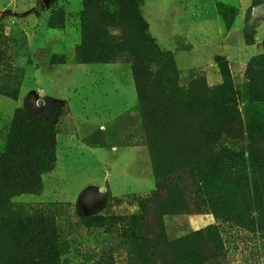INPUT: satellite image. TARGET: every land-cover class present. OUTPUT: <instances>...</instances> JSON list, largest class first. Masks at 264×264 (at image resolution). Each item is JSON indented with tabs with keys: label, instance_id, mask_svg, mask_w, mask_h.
<instances>
[{
	"label": "rangeland",
	"instance_id": "374dc122",
	"mask_svg": "<svg viewBox=\"0 0 264 264\" xmlns=\"http://www.w3.org/2000/svg\"><path fill=\"white\" fill-rule=\"evenodd\" d=\"M155 1L158 33L166 15L178 16L183 33L195 32L196 43L207 46L194 64L179 63L180 69L174 53L169 57L150 38L142 16L143 0H52L49 4L0 0V152L6 151L18 111L50 121L60 134L56 171L42 176L47 197L40 200L25 194L14 198L13 204L73 205L72 210L60 209L67 213L61 227L73 241L61 264H101L105 248L113 250V264H127L120 237L110 239L103 229L88 233L81 222L83 216L101 212L108 195L125 201L120 206L112 202L110 213L135 214L139 208L129 195L146 196L157 188L158 180L168 181L167 173L183 169L188 177L182 176L175 185L180 187L178 194H192L193 207L215 197L228 200L229 178L235 169L228 149L241 152L249 173L264 174V132L247 130L248 124L264 120V103H251L248 96L250 63L257 58L264 63V0H177L172 6L167 0ZM233 29L242 30L245 44L240 48L233 41L231 52L223 55L222 40ZM91 38L116 47L117 62L79 64L76 49ZM135 67L142 75V99ZM89 76L96 78L87 80ZM119 81L129 88L133 85L136 107L93 115L88 104L101 97L99 87ZM261 89L264 95V84ZM18 93L17 100L5 96ZM113 116L116 119L110 123ZM143 145L156 161L155 185L152 178L143 181L132 175L133 152L110 148L95 150V156L87 152L103 146ZM249 200L238 198L230 212L242 224L244 214L253 219L254 228L221 225L223 250L214 238L197 235L214 215L162 216L154 203L144 215L142 231L150 253L148 264H264V203ZM6 239H1V256L8 250ZM0 264L14 263L0 257Z\"/></svg>",
	"mask_w": 264,
	"mask_h": 264
},
{
	"label": "trees",
	"instance_id": "16d2710c",
	"mask_svg": "<svg viewBox=\"0 0 264 264\" xmlns=\"http://www.w3.org/2000/svg\"><path fill=\"white\" fill-rule=\"evenodd\" d=\"M146 27L148 30L147 23ZM83 28L86 38L85 29H88L89 25L85 22ZM150 38L155 42L152 37ZM116 51V47L100 45L94 42L93 38L85 39V42L76 49V60L83 65L116 63L117 60L114 58ZM166 54L173 58L171 52ZM134 74L139 99H142L140 92L142 75L138 67H135ZM248 77L250 82L248 96L251 103H264L261 89L264 84V63L260 58L250 63ZM5 96L17 100L19 93L5 94ZM13 125L6 151L0 152V243L4 237L8 242L6 254L0 257L14 264H61L62 257L67 253L73 241L69 239L71 233L61 227L60 223L67 219V213L60 209L65 206L72 210L73 205L70 203H37L15 207L13 204V199L16 197L25 194L40 195L43 192L42 176L51 173L56 168L58 132L50 121L21 111L16 113ZM247 130L249 133H253L254 130L259 133L264 132V120L261 119L259 124H248ZM227 153L228 159L235 161V169L229 178L231 189L228 200L215 197L213 201L203 206L193 207L190 201L191 192H189L191 195L187 192L178 194L180 187L175 185L182 176L187 178L189 173L186 172L187 170L176 169L167 173L168 181L158 180L157 188L146 196L129 195L130 201H134L139 208L137 213L131 215L110 213L112 202L120 206L125 201L108 195L103 210L83 216L82 225L88 233L92 230L103 229L110 239L120 237L119 245L126 253L127 264H148L149 248L142 235L145 228L144 215L148 209H152L154 203H157L162 216L167 214L214 215L216 224L206 227L197 235L214 238L215 244L220 245L223 250L221 225H236L242 229L255 226L254 220L246 218L245 214L242 220L243 225L230 212L231 209L236 208L237 199L244 196L250 199L249 203H264V174H256L252 171L249 173L246 169L248 164L241 152L228 149ZM152 166L155 179L158 168L154 158ZM217 202L221 206H218ZM193 208L197 210L194 211ZM158 224L160 230L164 232L161 218ZM112 251L111 248L104 249L101 264H113ZM186 264L193 263L187 262ZM202 264H211V262Z\"/></svg>",
	"mask_w": 264,
	"mask_h": 264
},
{
	"label": "crops",
	"instance_id": "0c3cea01",
	"mask_svg": "<svg viewBox=\"0 0 264 264\" xmlns=\"http://www.w3.org/2000/svg\"><path fill=\"white\" fill-rule=\"evenodd\" d=\"M155 2H156L155 0H143L142 15L148 25V32L150 36L155 40L156 44L160 48L164 49L165 51L174 53L175 60L179 68H180L179 63H182L183 65L184 64L186 65L194 64L195 57L198 54L199 55L203 54L202 50L206 48L207 46L206 45L201 46L200 44L196 43V40H195L196 33L195 32L190 34V36H187L186 34L183 33L182 27H181L182 20H180L178 16H175L174 18L172 17L170 19V18H167V15H166L164 21L162 22L163 25H160L161 31L160 33H158L157 32L158 25H156L154 21V15L156 16V14L153 13V4ZM167 3L170 6L176 5L177 0H167ZM201 36L203 37V35ZM233 41L239 42L240 48L242 44H245L244 34L241 29H233L223 38L222 43H221V44H224L223 49H222V51L224 52L223 55H228V53L231 52ZM212 44L213 42L209 45L211 46ZM226 45L230 46L229 49H227ZM182 47H183V50H179V48H182ZM178 53H180L179 56H177ZM179 57L181 59L180 62H179ZM214 57L215 55L213 56V58ZM103 66H106V65H103ZM117 77L120 80L118 75ZM93 78H96V77L89 76L87 80L93 79ZM116 84L114 83V84L107 85L106 87L105 86L99 87L98 90H99V94L101 93V97H96L95 99L90 101L88 104V109L93 115H94V112H105V111L109 113L114 111V114L121 113L122 111L133 110L136 107V104H137L136 96L135 95L133 96V93H132L134 89L133 85H132V88H129L128 83L124 84V83H121V81H119ZM90 88H91V85H90ZM114 119H116L115 116H113L111 121H109V118L106 117V120L109 121L110 123ZM93 121H95V123L99 122L98 119L94 117H93ZM59 138H60V134L57 135V141ZM105 148H110L113 152H117V153L126 152V151L133 152L136 155V160H135L136 165L131 168L132 175L137 176L139 179L143 181L144 180L147 181L148 179L150 180L152 178L154 181V185H155L151 153L148 147L146 146H136V147L135 146L134 147L103 146V147H99L95 149L92 148L90 149V151H87V152L95 156V150H105ZM57 164L58 162L56 163V168H57ZM56 168L51 173L56 171ZM22 196H26V195H22ZM22 196L20 197L24 198ZM33 196H37L40 200L45 199L47 197L46 189L43 188V192L40 195H33ZM29 202H33V201H29ZM41 202L43 201H39L35 203H41ZM206 216L208 217V215ZM210 216L211 215H209V218ZM209 220H210V224L208 226L213 225L215 223L213 216Z\"/></svg>",
	"mask_w": 264,
	"mask_h": 264
},
{
	"label": "water",
	"instance_id": "95a60500",
	"mask_svg": "<svg viewBox=\"0 0 264 264\" xmlns=\"http://www.w3.org/2000/svg\"><path fill=\"white\" fill-rule=\"evenodd\" d=\"M52 0H43L44 4H49Z\"/></svg>",
	"mask_w": 264,
	"mask_h": 264
}]
</instances>
